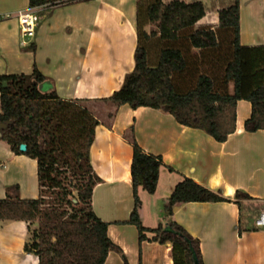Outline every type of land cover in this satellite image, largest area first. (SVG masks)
Masks as SVG:
<instances>
[{
  "label": "trees",
  "instance_id": "1",
  "mask_svg": "<svg viewBox=\"0 0 264 264\" xmlns=\"http://www.w3.org/2000/svg\"><path fill=\"white\" fill-rule=\"evenodd\" d=\"M83 1L90 0H29V6L55 8ZM211 5L218 8V23L197 26L209 9L203 0H138L135 67L120 89L103 99L113 106L108 126L123 105L150 107L224 142L235 132L237 102L246 100L252 113L245 130H264V45L241 43V0H213ZM47 79L36 65L31 74L0 78V123L6 124L0 140L37 161L40 190L37 199H22L19 187L9 186L0 199V220L29 224L25 251L37 255L39 264H104L110 252L124 257L108 237L109 223L93 209V191L101 179L90 149L101 122L90 100L43 92L39 84ZM129 132L134 208L125 223L137 227L140 242L170 243L174 264H204L199 239L172 218L175 206L190 202H234L241 211L240 233L258 229L254 222L264 204L253 203L242 190L233 199L225 197L189 177L165 202L167 222L145 227L138 189L156 192L163 161L138 144L133 127Z\"/></svg>",
  "mask_w": 264,
  "mask_h": 264
},
{
  "label": "crops",
  "instance_id": "2",
  "mask_svg": "<svg viewBox=\"0 0 264 264\" xmlns=\"http://www.w3.org/2000/svg\"><path fill=\"white\" fill-rule=\"evenodd\" d=\"M27 11L40 17L31 38L23 37L19 20ZM212 12L216 14L208 21L207 10L197 26L216 25L218 8ZM137 13L138 0H90L55 8H30L29 0H0V78L31 74L36 65L48 78L39 84L42 91L91 101L101 122L90 149L91 164L101 179L93 191V209L109 223L108 237L124 255L110 252L104 264H125L124 258L129 264H174L170 243L140 242L137 227L125 223L134 208L133 146L126 138L130 129L146 152L163 161L156 192L138 189L141 221L148 228L167 222L165 202L185 177L231 199L242 190L253 203L263 204L264 130H245L252 113L246 100L237 102L235 132L224 142L150 107L123 105L108 126L113 106L103 99L120 89L135 67ZM241 43L264 45V0H241ZM9 186H18L22 199H37L38 165L0 140V199ZM240 217L239 206L227 201L178 204L172 216L199 239L204 264H264V227L240 233ZM28 238L27 222L0 220V264H39L37 255L25 251Z\"/></svg>",
  "mask_w": 264,
  "mask_h": 264
},
{
  "label": "built area",
  "instance_id": "3",
  "mask_svg": "<svg viewBox=\"0 0 264 264\" xmlns=\"http://www.w3.org/2000/svg\"><path fill=\"white\" fill-rule=\"evenodd\" d=\"M19 20L21 25V33L23 37H34L36 28L40 22V17L37 12L27 11L19 14ZM25 44L26 42L23 41ZM264 204V201H263ZM255 225L258 228L264 227V209L260 212L255 220Z\"/></svg>",
  "mask_w": 264,
  "mask_h": 264
},
{
  "label": "rangeland",
  "instance_id": "4",
  "mask_svg": "<svg viewBox=\"0 0 264 264\" xmlns=\"http://www.w3.org/2000/svg\"><path fill=\"white\" fill-rule=\"evenodd\" d=\"M206 1V4H207V6H208V15H207V17H206V20H210L211 18H212V16H213V14H216V12H212V11H214L215 9L212 7V5H211V2L213 1V0H205ZM44 92V91H43ZM102 111H105L106 110V107H102ZM104 117V116H103Z\"/></svg>",
  "mask_w": 264,
  "mask_h": 264
},
{
  "label": "water",
  "instance_id": "5",
  "mask_svg": "<svg viewBox=\"0 0 264 264\" xmlns=\"http://www.w3.org/2000/svg\"><path fill=\"white\" fill-rule=\"evenodd\" d=\"M3 87H6L7 86V83L6 82H3ZM6 127V124L5 123H0V128H5ZM27 148V146L25 144L21 145V151H25Z\"/></svg>",
  "mask_w": 264,
  "mask_h": 264
}]
</instances>
